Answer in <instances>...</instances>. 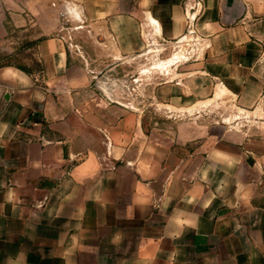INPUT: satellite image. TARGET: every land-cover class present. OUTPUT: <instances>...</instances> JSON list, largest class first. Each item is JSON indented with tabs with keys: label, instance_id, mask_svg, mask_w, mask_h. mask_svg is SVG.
I'll use <instances>...</instances> for the list:
<instances>
[{
	"label": "crops",
	"instance_id": "obj_1",
	"mask_svg": "<svg viewBox=\"0 0 264 264\" xmlns=\"http://www.w3.org/2000/svg\"><path fill=\"white\" fill-rule=\"evenodd\" d=\"M200 1L46 0L120 48H197L148 89L162 124L58 39L38 47L44 86L0 69V264H264V0ZM218 94L255 128L206 118Z\"/></svg>",
	"mask_w": 264,
	"mask_h": 264
},
{
	"label": "rangeland",
	"instance_id": "obj_2",
	"mask_svg": "<svg viewBox=\"0 0 264 264\" xmlns=\"http://www.w3.org/2000/svg\"><path fill=\"white\" fill-rule=\"evenodd\" d=\"M45 2L0 0V69L12 68L38 77V85L44 86L39 79L43 64L38 47L42 41L58 39L66 50L68 65L82 67L102 96L106 94L112 102L132 106L143 114L147 125L162 124L170 117L154 105L148 89L155 83L171 80L173 74L170 71L174 65L193 58V53L189 52L197 48L195 43L162 48L155 36L144 32L141 42H133L130 51L115 46L107 40L105 33L84 26L76 15L61 16L55 6L52 14L46 13ZM49 25L51 29L46 28ZM219 96L210 102L212 105L205 111L206 118L236 129L255 128L258 121L255 116L241 113L230 98Z\"/></svg>",
	"mask_w": 264,
	"mask_h": 264
},
{
	"label": "built area",
	"instance_id": "obj_3",
	"mask_svg": "<svg viewBox=\"0 0 264 264\" xmlns=\"http://www.w3.org/2000/svg\"><path fill=\"white\" fill-rule=\"evenodd\" d=\"M202 7L203 6H202V3H201L200 0H193V4H192V7L190 8V10L191 11H201L202 10ZM187 16H188V24H187L188 32L189 33H192V31H193L194 16H192V14H190L189 12H188V15ZM178 44H181V43L177 42L176 45H178ZM190 53H193L192 54V57H193L194 56L193 49L190 50L189 54ZM258 64L260 66H264V50H263V52H262V54L260 56V59L258 61Z\"/></svg>",
	"mask_w": 264,
	"mask_h": 264
}]
</instances>
